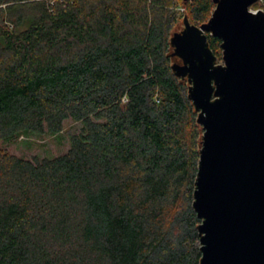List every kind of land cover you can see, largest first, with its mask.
<instances>
[{
  "label": "trees",
  "instance_id": "16d2710c",
  "mask_svg": "<svg viewBox=\"0 0 264 264\" xmlns=\"http://www.w3.org/2000/svg\"><path fill=\"white\" fill-rule=\"evenodd\" d=\"M184 8L185 12H181ZM214 0H0V264H201L204 130L171 38ZM223 60V41L208 34ZM70 148L31 159L20 138Z\"/></svg>",
  "mask_w": 264,
  "mask_h": 264
},
{
  "label": "water",
  "instance_id": "95a60500",
  "mask_svg": "<svg viewBox=\"0 0 264 264\" xmlns=\"http://www.w3.org/2000/svg\"><path fill=\"white\" fill-rule=\"evenodd\" d=\"M187 1V0H184ZM257 0H214L210 20L171 38L204 134L194 208L201 264H264V14ZM220 38L224 64L209 47Z\"/></svg>",
  "mask_w": 264,
  "mask_h": 264
},
{
  "label": "rangeland",
  "instance_id": "374dc122",
  "mask_svg": "<svg viewBox=\"0 0 264 264\" xmlns=\"http://www.w3.org/2000/svg\"><path fill=\"white\" fill-rule=\"evenodd\" d=\"M180 11L185 12L184 8H180ZM184 27L185 24L183 18V20H181L178 24L176 32H181ZM174 58V63H182L179 58ZM217 64H224V62L223 60L218 59ZM81 127V123L69 120L66 122L64 131L60 135L44 134L41 136H30L29 138H20L16 142L6 144L5 148L10 153L28 159L34 158L36 156L40 158L55 157L66 153L69 150L71 142L70 135L72 133H77Z\"/></svg>",
  "mask_w": 264,
  "mask_h": 264
},
{
  "label": "built area",
  "instance_id": "2783aa9c",
  "mask_svg": "<svg viewBox=\"0 0 264 264\" xmlns=\"http://www.w3.org/2000/svg\"><path fill=\"white\" fill-rule=\"evenodd\" d=\"M250 12L253 14H257L258 12H261L264 14V0H257L256 3H254L250 8Z\"/></svg>",
  "mask_w": 264,
  "mask_h": 264
}]
</instances>
